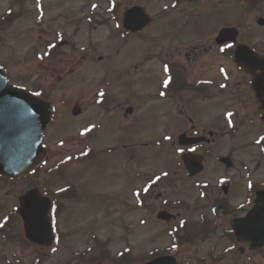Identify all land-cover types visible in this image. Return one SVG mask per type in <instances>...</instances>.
<instances>
[{
	"label": "rangeland",
	"instance_id": "1",
	"mask_svg": "<svg viewBox=\"0 0 264 264\" xmlns=\"http://www.w3.org/2000/svg\"><path fill=\"white\" fill-rule=\"evenodd\" d=\"M142 1L154 15V23L142 34L122 37L125 32L115 21L120 20L117 13L110 16V0H0V66L6 69L13 83L38 90L55 101L61 108L58 115L62 116L46 135L45 144L49 149L46 163L36 173L18 179V199L40 186L60 204L54 217L59 233V241L53 247L55 253L36 252L27 240H22L23 224L19 219L18 250L23 252L22 257L15 262L12 257L5 259L0 253V264H76L75 252L86 250L88 256L99 255L100 251L94 246L98 238L104 242L99 247L108 258L124 253L118 259H129L127 264H143L163 251L176 249L180 259L173 223L154 220L147 204L150 202L157 207L161 202L155 195L148 200V194L142 189L151 177L170 175L177 169L180 150H176L171 141H86L92 149L87 156L78 151L82 141H47L70 136L68 133L73 130L76 133L83 119L66 122L62 113L70 107L67 111L72 115L73 103L84 96L88 98L85 105H94L92 99L97 91L108 92L110 99L115 95V105L131 103L136 115L150 105H159L161 100L155 97L162 79L158 51L167 32L174 29L171 35L177 31L180 36V10L170 9V0ZM127 2L129 0H123ZM199 9L207 12L208 22L191 19L190 26H238L246 31L247 39L264 48V27L257 23L264 17V3L257 6L256 0H201ZM64 41L68 44L61 46V53L71 52L72 47H78L82 53L76 56V64L70 65L68 73L59 78L33 79L38 76L36 71H40L35 57L54 53ZM131 64L133 68L128 69ZM129 72L133 84L127 87ZM116 73L119 78L123 77L118 84L121 89L111 94L110 79H115ZM158 116L146 117L148 123L141 121L131 127L126 122L124 126L118 125L115 138H126L130 134L135 138L151 137L152 128L148 126L155 124ZM162 117L159 121L167 124L158 125V132L171 134L180 127L175 114ZM106 133L110 137L111 129ZM145 142L147 146L143 145ZM231 155L235 168L228 173L233 178L236 168L245 162V174L264 183V155L260 156L256 147L242 148L234 143ZM70 158L71 161H67ZM16 188L12 183L6 197L2 192L0 197L11 203L7 197L16 196ZM174 199H180V191L174 193ZM179 211L175 208L172 212ZM209 241L201 245L205 249L202 247L199 254L187 249L185 260L190 264H210L202 252L221 244L216 239ZM1 247L4 249L3 245ZM40 259L42 261H38ZM247 260L249 264H264V253L250 255ZM236 262L233 257L218 261V264ZM103 264L123 263L107 259Z\"/></svg>",
	"mask_w": 264,
	"mask_h": 264
},
{
	"label": "flooded vegetation",
	"instance_id": "2",
	"mask_svg": "<svg viewBox=\"0 0 264 264\" xmlns=\"http://www.w3.org/2000/svg\"><path fill=\"white\" fill-rule=\"evenodd\" d=\"M170 1L171 6H168L170 9L174 12L180 10V36L177 31L171 35L170 32L174 29L166 31L159 47L158 53L161 59L157 58L160 62L162 79L160 88L155 91V97L161 100L159 105H150L145 108L146 111L136 115V109L131 103L115 105V95L110 99L108 92L97 91L92 99L94 105H85L88 98L84 96L80 101L73 103L72 115L67 111L70 107L62 113L66 122L83 119L79 130L76 133H74L76 130L69 132L70 136L65 138H49L47 141H82L78 151L83 155H88L92 151L86 141H171L176 150L183 149L178 156L177 169L169 176H160L159 179L155 178L152 181L150 178L146 181L143 190L148 194V200L155 195L157 196L155 199L161 202L157 207L150 202L147 204V210L154 214V220L173 223L178 229V232H175L173 227L180 248V263L190 264L184 258L187 249L199 254L202 247L205 249L202 244L216 239L219 240L216 242H220V247L219 244L212 245L213 248L207 249L209 252H202L209 260L206 262L218 264V261L235 257L239 264H249L248 257L261 255L264 249L250 250V246L242 242L246 240L247 235L238 237L234 226L237 223L247 224L249 213L256 201L259 198L264 201V183L245 174V162L239 166V169L236 168L234 178L228 172L235 168L231 155L234 143L242 148L247 145L249 148L256 147L259 155H264V73L260 68L251 66L249 69L244 65V63L255 64L257 59H243L240 62L236 53L239 44H247L261 55L264 54V48L259 47V43L247 39L246 31L239 27H237L238 39L235 42L230 40L218 42L220 31L229 27L228 25L224 24L219 28L189 25L191 19L195 22H208L207 12L199 9L201 0ZM130 4L147 7L142 0H131L128 5ZM128 5L116 7L110 15L115 16L117 13V19L121 18V20L115 19V21L122 29H124L122 11ZM185 9H188V12ZM165 18L164 16L163 19ZM145 29L135 34L124 30L125 35L122 37L137 36ZM66 44L68 43L64 41L59 45L57 54L35 57L42 73L36 71L38 76L32 77L33 79L50 80L68 73L70 65L73 66L77 62L76 56L82 53L79 52L78 47H72L73 50L70 48L71 52L61 53V46ZM222 48L224 51H221ZM127 68L132 69L133 65H128ZM73 71L74 68L70 73ZM121 78L123 77L119 78L116 73V78L110 79L111 94L121 89L118 87ZM132 82L129 72L127 87H130ZM33 92L48 99L38 90ZM51 102L54 106V114L50 129L57 120L62 119V116L58 115L61 108L55 101ZM170 103L174 104L169 107ZM156 114H159L158 120L156 117L155 124L148 126L149 129L152 128L149 131L151 137L135 138L130 134L126 138H115L117 131H114L118 125L124 126L126 122L131 127L141 121L148 123L145 118ZM166 114H175L180 123L177 131L170 132L171 134L165 131L158 132L159 129H156L158 125L167 124L159 121ZM109 129L112 132L110 137L106 133ZM237 139L240 141L232 142ZM143 145L147 146L148 142ZM185 156H188L189 165L191 160L193 164L195 161L196 169L202 168V171L191 175L185 166ZM12 183L17 186L16 196L7 197L12 202L6 203V198L0 197V247L4 246V249L1 247L0 253L3 258L12 257L18 262V258L23 254L18 250V179L0 176V193H4L5 197ZM178 191H180V199H174V193ZM59 205L53 197V211ZM175 208H179L180 211L172 212ZM58 241L57 231L56 241L51 248L46 250L34 245L32 247L36 248V252L53 254L55 253L53 247ZM166 252L163 251L152 257L167 255ZM75 253L76 264H102L100 260L92 259L97 256H88L86 250ZM171 254L179 259L177 249Z\"/></svg>",
	"mask_w": 264,
	"mask_h": 264
},
{
	"label": "water",
	"instance_id": "3",
	"mask_svg": "<svg viewBox=\"0 0 264 264\" xmlns=\"http://www.w3.org/2000/svg\"><path fill=\"white\" fill-rule=\"evenodd\" d=\"M150 16L140 7L127 11L125 26L137 31L151 22ZM264 25V18L259 19ZM238 30L224 28L217 41H236ZM237 60L257 59L255 64L264 69V56L254 53L247 45H239ZM52 105L31 94L27 90L11 85L8 76L0 67V173L22 177L36 168L47 156L43 144L44 134L52 120ZM52 201L44 196L39 188L29 191L20 198L19 213L25 224L27 238L33 243L50 246L54 241V232L49 216ZM264 204L259 202L250 213L248 223H237L234 227L241 238L247 235L246 241L251 247L261 248L264 245V224L257 222L262 216ZM245 241V240H244ZM148 264H177L175 258L166 256Z\"/></svg>",
	"mask_w": 264,
	"mask_h": 264
},
{
	"label": "snow or ice",
	"instance_id": "4",
	"mask_svg": "<svg viewBox=\"0 0 264 264\" xmlns=\"http://www.w3.org/2000/svg\"><path fill=\"white\" fill-rule=\"evenodd\" d=\"M228 47H230V45H229ZM221 51H224V49L222 48ZM165 69L167 70V66H165ZM167 83H168V82L166 81V82H165V85H166V86H167ZM180 151H183V149H180ZM157 179H159V177H157Z\"/></svg>",
	"mask_w": 264,
	"mask_h": 264
}]
</instances>
